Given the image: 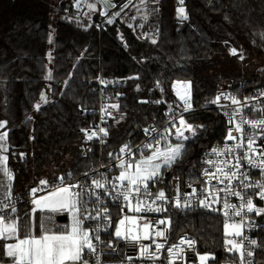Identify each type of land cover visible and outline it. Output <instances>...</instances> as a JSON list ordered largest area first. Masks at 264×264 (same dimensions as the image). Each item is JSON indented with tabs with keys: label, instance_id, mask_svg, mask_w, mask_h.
I'll return each instance as SVG.
<instances>
[{
	"label": "trees",
	"instance_id": "1",
	"mask_svg": "<svg viewBox=\"0 0 264 264\" xmlns=\"http://www.w3.org/2000/svg\"><path fill=\"white\" fill-rule=\"evenodd\" d=\"M67 1L75 5L74 0H0V119L7 121L12 194L28 197L40 179L78 175L95 164L93 157L81 154L86 139L81 129L97 118L99 76L108 82L102 84L106 101L119 106L112 107L105 125L107 148L138 142L149 122L165 120V103H154L162 100L157 81L176 106L181 101L173 83L191 81L194 110L185 118L204 128L197 130L195 142H187L173 170L182 182L198 179L202 151L227 135L221 114L208 102L221 91L264 87V0H184L188 19L179 23L172 21L173 0H162L147 22L154 29L148 38L120 18L106 22L102 31L95 25L86 28V22L55 8ZM232 48L244 60L232 55ZM49 71L52 79L46 80ZM20 153L26 154L23 159ZM31 207L24 203L18 212L24 216ZM167 215L172 234L194 236L198 249L215 257L211 264L238 263L239 254L226 251L230 246L220 214L170 208ZM57 216L52 215L53 224L67 225ZM257 220L255 237L264 241V215ZM255 262L264 263V248H256Z\"/></svg>",
	"mask_w": 264,
	"mask_h": 264
},
{
	"label": "snow or ice",
	"instance_id": "2",
	"mask_svg": "<svg viewBox=\"0 0 264 264\" xmlns=\"http://www.w3.org/2000/svg\"><path fill=\"white\" fill-rule=\"evenodd\" d=\"M149 2L150 0H139L137 4L134 0H96L95 3H90L83 0L86 7L93 12L98 10V4L101 5L99 14L106 17L108 24L114 23L122 15H127V10L131 8H135L138 13L144 12L142 19L147 21L149 15L158 11L156 8L149 11ZM151 2L158 4L159 0H151ZM179 4L181 6L177 8V15L180 19L187 20L188 16L183 7L184 0H179ZM75 7L78 10L81 9L82 0H75ZM83 15L87 16L88 13ZM131 18L136 19L135 16ZM76 19L79 23V18ZM91 26V24L86 25V28ZM128 26L133 27L131 24ZM139 27L142 28L143 24ZM144 36L148 38L147 33ZM261 36L264 38V33ZM48 42L52 43L51 34ZM151 43L156 44L157 40L151 39ZM230 51L232 55H238L240 60H244L243 54L238 53L236 48ZM49 59H51L50 53ZM135 78L138 77H129V79ZM45 79H52L51 71ZM100 82L108 83L104 80ZM157 87H160V81H157ZM173 88L177 89L176 95L182 101L179 118L176 117V109L170 106V111L166 113L169 119L163 130L151 125L145 127L143 129L145 140L141 144L133 147L126 143L119 149V153H108L110 160L116 163L107 167L118 168V175L109 178L105 172L93 169L91 173H83V181L73 179L71 172L55 177L54 181L40 179L36 187L28 190L32 207L24 213V216L19 214L18 200L12 195L15 177L7 164L8 155L3 154L9 151L6 143L8 133L0 132V172L7 178V184L0 179V189H3V193L0 194V254L3 257L0 259V264H5V260L7 264H104L103 257L117 251L116 241L123 239L138 242L142 238L149 239L151 234L164 238L166 241V232L170 231L172 224L170 215H165L158 220H145L141 225L138 223L139 218L125 214L115 224L114 234L109 233L114 235L115 240L105 241L101 233L107 232L112 221L108 202L122 200L125 202L124 207L135 213L142 211L168 213L170 208L191 211L194 205L187 197L196 198V206L214 212L222 211L227 218L224 221L225 236L240 237L239 242L234 238L226 239L225 245H230L226 247V251L234 255L239 254L238 264H254L253 260H246V257H254L255 248H264V241L250 239L244 234L243 229L245 226H253V222L248 219L249 213H255L257 216L264 215V206H258L254 202L256 198L264 202V144H257L258 139L264 140V101L261 100L264 97V91L255 96L244 97L243 100L231 93L220 92L208 102L218 105L224 111L231 127L228 129L225 143L212 148L209 153L210 157L216 159L209 158L204 161L208 167L202 169L201 176L204 179L198 181L204 186L197 189L190 183L188 187L191 192L185 193L186 198L182 201L180 196L169 198L163 188L156 193L151 191V187L164 183L165 174L184 157L187 142H195L198 137L197 130L204 128V125L188 123L183 114L194 110L191 102V81H175ZM40 99L47 102L44 93H41ZM222 100L230 103L222 104ZM254 101L256 103H253ZM141 102L149 103L150 101ZM154 103L161 104L165 101L156 100ZM40 107V103L35 105L37 111ZM112 107L119 106L112 105ZM102 111L106 110L102 109ZM248 111L258 113V118H249ZM6 124L7 121H0V129L5 128ZM81 132L89 141L94 137L99 138L96 131L82 128ZM99 132L107 135L104 128H100ZM233 132L237 135H233ZM99 139L101 143H104L102 138ZM227 141L233 143L229 144ZM25 155V153L19 154L21 159ZM102 167L106 166L102 165ZM250 169L258 170L259 179H253ZM230 197L237 198L239 204L231 202ZM216 204L221 207H214L213 205ZM123 210L121 208V212ZM37 212L40 213L39 217L36 215ZM65 212L71 215L70 224L61 227L52 223L51 214ZM231 217H240V221L229 223ZM104 221L107 223H102ZM86 224L87 227H85ZM126 224L134 225L137 230L142 227L143 237L139 231L133 234L131 227L122 228ZM159 225L165 227L160 228ZM149 229H154V233H150ZM153 243L154 250L150 245H141L140 258L153 261L160 259V250L165 248V244L157 243L155 240ZM185 243L195 251V239L181 237L177 244H172L166 249L169 257L168 264H173L174 259L180 256L183 252L181 245ZM105 249L109 251L106 253ZM132 259L131 256H127L121 264H129ZM210 259L215 260V257L209 254L199 255L200 264H207Z\"/></svg>",
	"mask_w": 264,
	"mask_h": 264
},
{
	"label": "built area",
	"instance_id": "3",
	"mask_svg": "<svg viewBox=\"0 0 264 264\" xmlns=\"http://www.w3.org/2000/svg\"><path fill=\"white\" fill-rule=\"evenodd\" d=\"M162 0H159V3L156 4L154 2H149L148 4V10L151 11V9L153 8H158L161 5ZM181 5L179 4V0H173V13H172V21L173 23H179L182 22L184 20L180 19L177 15V8L180 7ZM184 7V4H183ZM58 11H61L64 15H66L69 18L75 19L78 17L79 21H84L86 22L88 25H100L101 27H97L99 31H102L105 29V23H106V17L101 16L99 14V11H96L94 13L91 14V16H85L83 15V13H86V8L84 6V4L82 3V8L81 9H77L75 7V5L72 2H65L62 6H56L55 7ZM110 11H114V10H110ZM153 15V13L151 15H149L150 17ZM90 17V18H89ZM102 80L101 76L98 77V88H99V100H98V105L97 108L94 110V113L96 114L97 118L94 121L93 125L90 126L88 129L92 130V131H96L98 133V137L102 138L104 140V143L100 142V139L97 137H94L93 140L89 141L87 140V138L85 139L84 143L81 146V154L83 156H91L93 157V159L95 160V164L93 166H91L90 168H88L87 170L81 172L78 175H73V179H78L83 181L84 180V176L83 173L85 172H92L93 169H96L98 172H105L109 178H112L116 175H118L119 173V169L115 168V167H107L109 165H114L116 163V161L110 160L108 153L112 152V153H119V149L124 145V144H130L133 147L141 144L144 140H145V136L144 133H142V137L138 142L132 143V142H124L122 143L118 148H107L106 146L109 144V137L108 135H104L103 133L99 132L100 128H104L106 130V123L109 119V117L112 115L113 113V108L112 106L106 101L103 92H104V88L102 83L100 82ZM155 87L159 90V92L161 93V98L163 101H165V105H166V109H165V115L166 113H168L170 111V106L171 108H175L176 109V117L177 119L179 118V115L182 111V102L176 106L172 101L168 100L166 97H164L162 91H161V86L157 87V83L155 84ZM264 91V87L262 88H258V89H254L250 92L247 93H242L241 91H231V90H225V91H221V92H225V93H231L232 95L237 96L239 99L243 100L244 97L247 96H255L257 95L259 92ZM220 93V92H219ZM218 93V94H219ZM217 94V95H218ZM262 101H264V97L261 98ZM222 104H228L230 103L229 101L226 100H222L221 101ZM253 103H256L255 101ZM214 107L217 109V111L221 114L227 132L229 127H231V125L228 123V117L226 115H224V111L221 110L219 108L218 105H214ZM102 109H105L106 111H102ZM194 109V107H193ZM247 111V110H246ZM110 113V115L108 114ZM189 113V112H188ZM184 116L187 113H183ZM247 115L249 118L251 119H256L258 118L259 114L256 112H247ZM169 119L168 115H166L165 120L162 123H155V122H149L145 127L148 126H155L156 128L163 130L166 127V122ZM144 127V128H145ZM233 135H237L236 132H233ZM225 143V139L223 141L220 142H215L211 145H208L207 147H205V149L202 151V155H201V169H200V175L198 177V179L193 180V181H187V182H182V180L180 179L179 176H177L173 170L174 165L172 167V169H170L166 174V179L164 181V183H160L155 185L154 187H151V191L153 193H156L160 188H163L166 192V195L169 198L175 197V196H180L182 201L186 198L184 196L185 193L191 192V189L188 187V185L191 183L193 185V187H196L197 189L203 187L204 185L201 183H198V181H202L204 178L201 176V171L203 168L208 167L204 161L206 159L212 158V159H216L215 157H210L209 153L211 152V149L214 147H218L221 146ZM227 143L232 144V141H227ZM257 144H264V140H257ZM147 154V153H145ZM223 159V158H221ZM102 165L106 166V167H102ZM250 174L252 175L253 179H259V173L258 170L256 169H250L249 170ZM97 178H99V176H97ZM54 181V180H53ZM213 184H215V181H213ZM38 185V184H37ZM36 185V186H37ZM34 186V187H36ZM178 189V190H177ZM42 194V193H40ZM17 200H18V204H17V208H19L22 204L30 202V196L28 197H24L20 194H12ZM201 196L203 194H200ZM223 195V194H221ZM187 199H190L192 201V204L194 205L193 208H201L197 205V200L194 197H187ZM231 202L239 204V200L235 197H230ZM258 206H264V202L260 201L258 198L255 199L254 201ZM125 202L120 200V201H115V202H108V207L110 209V213H111V217H112V221H111V225H109L107 232H102L101 233V237L103 240L108 241V240H115L114 235H109V233H113L115 231V224L121 219L123 218V216L126 214L128 216L131 217H137L138 219V223L139 224H143L145 220L148 221H153V220H158L160 218H163L165 215H167V213H155V212H147V211H142L141 213H135L132 211H129L128 208L124 207ZM119 205V206H118ZM133 206H134V202H133ZM216 208H220L221 205L216 204L213 205ZM91 207V205H90ZM121 208H123V212H121ZM205 209V208H204ZM208 210V209H207ZM214 212V211H213ZM218 214H220L223 218V221H225V219H227L223 214L222 211L216 212ZM67 215V220H66V224H70L71 222V215L69 213H66ZM258 216L255 213H249L248 214V219L250 221L253 222V226L252 227H247L245 226V228L243 229L244 234L246 236H248L250 239H256L255 237V230H257L258 225H259V221L257 220ZM240 221V217H231V219H229V223L232 222H239ZM95 223V222H92ZM102 223H107V221H104ZM85 227H87V224L85 225ZM124 227H131L133 229V234L136 233V231H139V234L141 235V237H143L144 234V230L141 227L140 229H136V227L134 225L131 224H126L125 226H122V228ZM158 227L163 228L165 227L164 225H159ZM150 233H154V229H149ZM188 237L189 239H195L196 243L194 245L195 251L192 250V248L189 247V245L187 243H185L184 245H181V248L183 249V252L180 253V256L175 258L173 261V264H200V262L197 259V255L198 253H205V251H201L198 249V245H197V240L194 236L189 235V234H185V233H180V234H172L171 230L166 232V237L167 240L165 241L164 238H160V237H155L154 234L150 235V238L145 240V239H141L140 241L136 242V241H126L123 239H120L118 241L115 242V246L117 251L114 254H106L103 257L104 260V264H121V261L125 259V257L127 256H131L133 259L131 262H129V264H168L169 261V257H168V253L166 252V249L168 246L172 245V244H177L180 240L181 237ZM229 239H235L237 242H239L240 237H228ZM153 240H155L157 243H164L165 244V248L160 250V259L159 260H150V259H146V258H140V247L141 245H150L151 249L154 250L155 249V244L153 243ZM109 250L105 249V252L107 253ZM174 251H178V250H174ZM256 251V248H255ZM253 260L254 264H256L255 262V255L254 257H246V260ZM207 264H211V261L209 260L207 262ZM232 264V263H231ZM238 264V263H236Z\"/></svg>",
	"mask_w": 264,
	"mask_h": 264
},
{
	"label": "rangeland",
	"instance_id": "4",
	"mask_svg": "<svg viewBox=\"0 0 264 264\" xmlns=\"http://www.w3.org/2000/svg\"><path fill=\"white\" fill-rule=\"evenodd\" d=\"M75 1V0H74ZM83 1V0H82ZM87 2H90V3H95L96 2V0H87ZM134 2L135 3H137V4H139V0H134ZM85 6H86V4H85ZM102 8V6L101 5H99L98 4V11H99V9H101ZM111 10V9H110ZM89 12V11H88ZM87 13V12H86ZM90 13H92V12H90ZM144 15V12H137L136 11V9L135 8H131V9H129V10H127V15H122V17L120 18V19H122V20H124L126 23H128V24H131L134 28H136V29H138V30H140V32L144 35L145 33H147L148 35L149 34H151L152 32H153V28L150 26V27H147V22H148V20H150L151 18H153V15L150 17H148V20L147 21H145L144 19H142V16ZM87 16H91L90 14H88ZM133 16H135L136 17V19H132L131 17H133ZM141 24H143V27L141 28V27H139V25H141ZM51 35H52V42H53V37H54V35H53V31L50 33ZM50 44H52V43H50ZM185 82H187V81H185ZM179 87V86H178ZM176 90L177 89H174V93H175V95H176ZM180 90L181 91H183V89L182 88H180ZM176 97L179 99V97L176 95ZM47 98V97H46ZM180 100V99H179ZM182 102V101H181ZM186 134H188V133H186ZM53 216H57L58 214H52ZM230 231H231V229H230ZM226 239H229L228 237H226ZM228 246H230V245H228ZM204 254H209V253H207V252H205V253H198V255H197V259H198V261H199V255H204ZM210 256H213L212 254H209ZM210 260H212V259H210ZM200 262V261H199ZM223 264H229V263H227V262H225V263H223Z\"/></svg>",
	"mask_w": 264,
	"mask_h": 264
},
{
	"label": "crops",
	"instance_id": "5",
	"mask_svg": "<svg viewBox=\"0 0 264 264\" xmlns=\"http://www.w3.org/2000/svg\"><path fill=\"white\" fill-rule=\"evenodd\" d=\"M75 2V1H74ZM82 3H83V1H82ZM84 4V3H83ZM84 6H85V4H84ZM85 8H86V11H89V12H92V13H94V12H96V11H90L86 6H85ZM98 11V10H97ZM0 121H5L4 119H0ZM3 131H7V133H8V129H7V124H6V126H5V128H3V129H0V132H3ZM6 143H7V145H8V149H9V143H8V137H7V141H6ZM4 155H8V152H6V153H3ZM7 164H8V167H9V159H8V162H7ZM0 179H3L4 180V182H5V184H7V178L3 175V173L2 172H0ZM3 193V189H0V194H2ZM1 259V258H0ZM229 264H231V263H229ZM261 264H264V263H261Z\"/></svg>",
	"mask_w": 264,
	"mask_h": 264
},
{
	"label": "water",
	"instance_id": "6",
	"mask_svg": "<svg viewBox=\"0 0 264 264\" xmlns=\"http://www.w3.org/2000/svg\"><path fill=\"white\" fill-rule=\"evenodd\" d=\"M57 220L59 221V222H66V220H67V215L65 214V213H60V214H58V216H57Z\"/></svg>",
	"mask_w": 264,
	"mask_h": 264
}]
</instances>
